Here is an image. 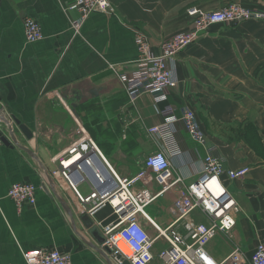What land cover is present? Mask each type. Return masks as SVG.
I'll use <instances>...</instances> for the list:
<instances>
[{"label": "crops", "instance_id": "obj_1", "mask_svg": "<svg viewBox=\"0 0 264 264\" xmlns=\"http://www.w3.org/2000/svg\"><path fill=\"white\" fill-rule=\"evenodd\" d=\"M72 1L0 0V101L14 119L18 144L32 152L0 142V264H26L25 252L36 247L67 251L73 264H115L83 227L68 185L55 180L64 207L47 175L68 160L67 148L84 135L123 176L140 172L144 158L158 150V140L148 132L163 122L153 96L145 93L131 102L120 81L139 60L138 31L150 36L157 52L163 41L191 27L192 7L213 11L240 3L261 9V0H109L115 13L93 12L77 34L70 25L76 13L67 10ZM28 18L40 23V40L26 38ZM178 76L179 84L159 107L174 105L178 114L193 109L207 144L199 146L182 122L176 124L182 154L173 159L172 174L185 180L148 204L142 223L150 231L151 221L161 228L172 223L174 201L209 152L223 159L225 170L249 167L250 172L235 181L222 176L241 212L234 238L217 235L207 249L217 260L237 245L250 253L264 242V19L214 27L181 52ZM24 130L32 133L30 139ZM99 163L92 160L89 166L103 170ZM23 180L36 187L32 207L18 208L8 196L10 186ZM78 189L88 194L92 185ZM151 189L158 192L161 186L154 183ZM190 217L207 220L200 211ZM92 220L106 227L120 217L106 205Z\"/></svg>", "mask_w": 264, "mask_h": 264}, {"label": "built area", "instance_id": "obj_2", "mask_svg": "<svg viewBox=\"0 0 264 264\" xmlns=\"http://www.w3.org/2000/svg\"><path fill=\"white\" fill-rule=\"evenodd\" d=\"M67 10L76 13L70 25L78 34L93 12L114 14L116 9L109 0H73ZM188 14L192 18L191 27L163 41L157 52L150 36L138 31L135 37L139 51L136 68L120 74L129 100L135 102L141 95L149 93L163 117L161 124L148 128L149 134L158 140L159 148L144 158L140 172L132 176L119 175L100 153L93 139L84 135L67 148L66 153L70 157L62 161L50 176L54 181L62 179L68 185L81 213L93 218L100 209L110 205L120 217L117 224L98 226L105 238L102 246L108 250L115 264H264V242H259L250 253L237 245L223 260L214 258L207 249L217 235L234 238L233 232L241 212L238 200L223 183L222 176L226 174L235 181L244 179L250 172L249 167L225 170L223 159L209 152L202 159L201 170L190 175L191 181L174 201L172 223L161 228L150 220L153 228L150 231L141 220L142 215L147 217L143 210L148 204L185 180L182 176L174 178L172 174V161L182 154L176 124L182 122L189 137L199 146L205 148L207 144V136L193 109L182 108L178 114L174 105L159 107L180 82L179 55L216 26L235 25L253 18L264 19V13L240 3L227 4L213 11L192 7ZM24 27L29 41L43 37L36 19L28 18ZM0 107V128L9 133L10 128H14V119L1 101ZM94 153L101 156L97 157L103 160V170L107 168L109 176L100 168L89 166L95 160ZM92 175L98 180L97 186L91 182ZM82 183L92 185L88 194L78 189ZM154 183L160 185L161 190H152ZM8 196L18 208L32 207L36 203V187L26 180L16 182L10 186ZM195 211H200L206 222L193 220L190 216ZM120 243L127 246L131 254L124 253ZM24 258L26 264H73L71 254L58 248H32L25 252Z\"/></svg>", "mask_w": 264, "mask_h": 264}, {"label": "water", "instance_id": "obj_3", "mask_svg": "<svg viewBox=\"0 0 264 264\" xmlns=\"http://www.w3.org/2000/svg\"><path fill=\"white\" fill-rule=\"evenodd\" d=\"M1 111H2V109H1V107H0V113H1ZM3 121H5L4 118H3ZM17 123H18V122H17ZM24 129H25V128H24ZM24 132H25V133H24L25 136H26L28 139H30V138L32 137V133H31L29 130H27V131L24 130ZM9 136H10V139L8 138V136H6V135L4 134V132H3V131L1 130V128H0V139H1V141H2L4 144H6V145H16V146H19L20 148H22L23 150H25V151L28 152L29 154H32V152H31L28 148H26L25 146H20V145L18 144V142H17V140H16V138H15V135H14V129H13L12 127L10 128ZM93 155H94V157H95V161H96L97 163L100 162V163H102V164L105 166L103 160H101L100 158H98V157L95 155V153H94ZM103 172H104L106 175L109 176V172H108L107 168L104 169ZM47 178H48V182H49L50 189L53 191V194H54L58 199H60V202H61L62 206L65 207V205H66L65 202H64L63 200H61V198L58 196L57 192H56L55 189H54L55 181H54L53 178L50 176V174L47 175ZM90 178H91V182H92L95 186H97V184H98V180H97L93 175L90 176ZM79 218H80V220H81V223H82L83 227H84L86 230H88L89 234H90L91 236H93L95 239L99 240V241L103 244L104 241H105V238H104V236L102 235V233H101V231H100V228H99L98 226H96L95 223L93 222L92 218L89 217L87 214H81ZM105 250L108 251L107 249H105Z\"/></svg>", "mask_w": 264, "mask_h": 264}, {"label": "rangeland", "instance_id": "obj_4", "mask_svg": "<svg viewBox=\"0 0 264 264\" xmlns=\"http://www.w3.org/2000/svg\"><path fill=\"white\" fill-rule=\"evenodd\" d=\"M231 4V3H230ZM258 4L260 5V7L259 8H261V9H259L258 11H260L261 10V12L262 13H264V0H261V1H259L258 2ZM245 6V5H244ZM253 6V5H252ZM247 7V6H246ZM251 8V7H250ZM252 9H254L255 10V8H252ZM118 173V172H117ZM119 175H122V174H120V173H118Z\"/></svg>", "mask_w": 264, "mask_h": 264}, {"label": "bare ground", "instance_id": "obj_5", "mask_svg": "<svg viewBox=\"0 0 264 264\" xmlns=\"http://www.w3.org/2000/svg\"><path fill=\"white\" fill-rule=\"evenodd\" d=\"M120 247L124 251V253L131 254V250L127 246H125L123 243H120Z\"/></svg>", "mask_w": 264, "mask_h": 264}]
</instances>
